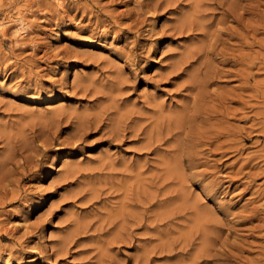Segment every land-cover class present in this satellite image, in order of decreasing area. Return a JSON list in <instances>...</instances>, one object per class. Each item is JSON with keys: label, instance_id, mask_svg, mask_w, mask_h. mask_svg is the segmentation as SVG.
Returning <instances> with one entry per match:
<instances>
[{"label": "rangeland", "instance_id": "1", "mask_svg": "<svg viewBox=\"0 0 264 264\" xmlns=\"http://www.w3.org/2000/svg\"><path fill=\"white\" fill-rule=\"evenodd\" d=\"M0 25V264H264V0Z\"/></svg>", "mask_w": 264, "mask_h": 264}, {"label": "bare ground", "instance_id": "2", "mask_svg": "<svg viewBox=\"0 0 264 264\" xmlns=\"http://www.w3.org/2000/svg\"><path fill=\"white\" fill-rule=\"evenodd\" d=\"M1 26V25H0ZM2 28V27H1ZM0 28V29H1ZM19 30H24V25L22 24V22H21V24L19 25V28H18ZM113 137H114V135H113Z\"/></svg>", "mask_w": 264, "mask_h": 264}]
</instances>
